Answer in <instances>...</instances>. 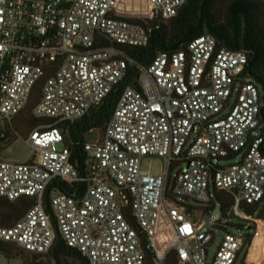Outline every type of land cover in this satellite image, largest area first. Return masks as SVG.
Here are the masks:
<instances>
[{
  "label": "built area",
  "instance_id": "2783aa9c",
  "mask_svg": "<svg viewBox=\"0 0 264 264\" xmlns=\"http://www.w3.org/2000/svg\"><path fill=\"white\" fill-rule=\"evenodd\" d=\"M146 1L148 17L165 19L186 2ZM124 6L0 0V146L21 139L32 152L26 161L0 158V199L35 200L15 223H0V240L47 254L61 237L90 264H146L147 239L156 264L171 251L179 264H238L245 235L224 229L212 257L210 246L227 222L213 189L231 193L243 219L250 217L242 203L264 200L262 90L248 71V53L218 47L204 33L145 65L127 47L146 46L149 33ZM130 66L140 71L137 85L123 90L105 129L84 143L81 171L60 124L99 105ZM42 80L33 115L55 121L24 135L20 114ZM147 156L163 159L160 174L143 168ZM60 181L87 187L69 194ZM188 200L202 203L199 215Z\"/></svg>",
  "mask_w": 264,
  "mask_h": 264
},
{
  "label": "trees",
  "instance_id": "16d2710c",
  "mask_svg": "<svg viewBox=\"0 0 264 264\" xmlns=\"http://www.w3.org/2000/svg\"><path fill=\"white\" fill-rule=\"evenodd\" d=\"M130 0L136 3V0ZM143 2L144 0H138ZM132 20L144 25L149 33V41L146 46H128L127 50L132 57L149 64L160 52H174L185 49L189 42L204 33L214 35L218 40V47H226L230 50H245L249 56L248 71L259 84L262 90V127L261 134L264 136V0H186L178 14L172 18L165 19L159 14L153 17H138ZM140 71L135 66H130L127 76L116 85L113 90L102 100V102L90 110L78 121L68 125L60 124L64 129L66 143L71 146L72 160L79 164L83 170L87 155L84 151V143L87 136L93 130L103 131L111 119L123 90L132 84H136V78ZM43 80L35 87L33 96L27 107L20 114L18 128L20 131L29 132L40 123H53V118H36L33 109L41 98ZM3 150L0 146V152ZM264 153V142L262 143ZM60 190L69 194H75L86 189L87 183H69L66 181L56 182ZM50 187L46 195L51 194ZM220 211L227 222L221 225L222 229H229L230 211L234 206V197L226 191H219L217 194ZM242 203L240 209L245 212L253 221L245 220L240 226L246 229L245 244L241 249L244 257L240 264H247V260L261 241L264 222V209L258 212L261 202ZM35 204L31 197H22L12 202L7 199H0V223L11 225L22 218L25 211ZM214 205H212V208ZM257 214V215H256ZM129 216V213H128ZM132 223L136 225L133 218ZM19 247L13 242L0 240V252L9 259H23L24 264L27 258L17 249ZM146 264H156L155 250L147 240H143ZM27 252V251H25ZM29 253V252H28ZM56 264H62L63 259L73 258L80 264H90L88 259L77 249L69 246L59 237L54 247L49 252ZM33 256L40 254H33ZM240 258V254H239ZM162 264H179L176 251L167 254Z\"/></svg>",
  "mask_w": 264,
  "mask_h": 264
},
{
  "label": "rangeland",
  "instance_id": "374dc122",
  "mask_svg": "<svg viewBox=\"0 0 264 264\" xmlns=\"http://www.w3.org/2000/svg\"><path fill=\"white\" fill-rule=\"evenodd\" d=\"M122 2L125 3L124 9H123V13L125 15H128L130 17H147L150 15V7L146 0H144L143 2L136 0V3H131L130 0H122ZM99 131L100 130L98 129L91 131L89 135L87 136L88 140H93L97 138ZM27 133L28 132L22 131V134L24 135ZM1 148H3V150L0 152L1 159L26 161L32 155L31 150L25 145V143L21 139H17L7 146H1ZM224 162H227V161H224ZM228 162H233V161H228ZM163 163L164 162L161 157L147 156L143 160V168L151 169V171L154 174H160L162 171ZM213 192L216 195L215 202L218 203L217 194L219 191L213 189ZM186 204H189L193 206L194 208H196L195 213L197 215H199V211L203 208V205L201 202L194 201V200H188L186 201ZM217 209H219L220 211L219 206ZM263 209H264V201L260 203L258 212L262 211ZM230 214H231L230 215L231 224L229 226V230L233 234H236V235L238 234L245 235L247 232L246 229L240 226L241 224H245V220L239 217L238 215H236L233 212V209H231ZM245 219H248V221H253V218H245ZM260 223L263 226V231H262L263 235L260 238L261 241L256 245V247L251 252L247 260V264H264V222H260ZM225 235H226V232L224 229L218 230L215 241L210 246V256L211 257L215 254L219 244L221 243ZM17 249L20 253H22L23 250L20 247H17ZM23 252L24 253L22 254L26 256L28 264H56V262L53 260L52 255L50 253L33 256L32 253H28L25 251ZM243 257H244V254L242 252L240 253L238 264H240ZM0 264H24V261L21 258L9 259L3 253L0 252ZM62 264H80V262L73 258H65L63 259Z\"/></svg>",
  "mask_w": 264,
  "mask_h": 264
}]
</instances>
